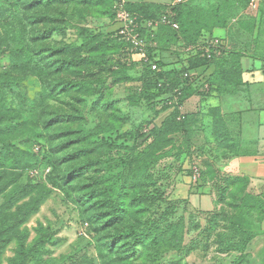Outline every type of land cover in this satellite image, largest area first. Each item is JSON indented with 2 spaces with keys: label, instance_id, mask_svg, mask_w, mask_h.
I'll use <instances>...</instances> for the list:
<instances>
[{
  "label": "trees",
  "instance_id": "trees-1",
  "mask_svg": "<svg viewBox=\"0 0 264 264\" xmlns=\"http://www.w3.org/2000/svg\"><path fill=\"white\" fill-rule=\"evenodd\" d=\"M112 3L113 0H0V57L9 59V66L0 70V264H3L6 250L13 242L17 243V254L10 259V264H28L40 252L41 239L47 236L41 234L35 244L28 245L30 231L25 225L53 193L48 185L76 199L73 202L82 223L89 227L100 264H183L181 255L189 252L183 219L160 225V221H147L145 217L156 205L159 190L152 171L167 155L168 134L170 130L188 133L194 116H181L179 107L174 106L160 128L144 132L141 126L113 139L118 127L110 122H100L92 132L85 131L83 107L75 105L84 103L86 97L96 93L90 80L97 75L103 78L102 71L113 77V83L118 79H129L127 64L119 71L112 63L127 61L126 54L122 57L119 50L135 55L118 37L117 29L115 36L93 34L82 20L76 22L68 18L65 6L75 4L88 9L97 8L106 15ZM127 9L147 20L159 18L168 6L127 3ZM73 25L79 28L81 46L54 39L58 31ZM163 31L175 32L162 26L156 34L159 58L157 55L152 58L160 70L152 71L139 60L153 81L148 84L151 96L145 90V97L166 103L174 101L176 89L181 88L178 103L183 105L186 84L195 91L203 87L184 78V73L198 71L203 76L200 70L212 67L216 71L226 53L221 58L210 60L191 58L181 69L168 70L162 58ZM176 35L170 41L179 40L180 35L178 38ZM182 39L185 44L192 45L199 41V36L187 38L184 35ZM94 69H98L97 74L91 72ZM209 79L206 80L211 87ZM57 95H75L74 101L69 103V110H56L51 105ZM177 119L182 121L177 122ZM49 136L53 142L51 158H47L44 167H52L48 182L23 180L25 169L34 166L27 159L37 160L39 155L45 154L49 147L42 140ZM151 136H154V141L140 149L143 141ZM57 137L62 139L59 145L55 143ZM118 140H123V144H118ZM129 141L134 142L133 146ZM74 145L78 148L74 154H69L68 150ZM88 155L93 157L67 166ZM92 165L100 167L99 172L104 171V174L93 177L88 185L80 183L78 180L83 177L84 169ZM37 169L39 167L32 172L38 171L37 177H41ZM73 192L77 197L74 198ZM220 197V201L215 198L216 207L224 203L231 214L239 215L231 218L230 231L239 229L237 234L245 237L243 242H223L226 251L239 254L233 264H251L247 244L254 237V232L249 221L242 222V215L247 218L259 210L264 220V195L249 194L241 185L230 198H226L225 193ZM238 197H242L239 202ZM167 255L169 260H165Z\"/></svg>",
  "mask_w": 264,
  "mask_h": 264
},
{
  "label": "rangeland",
  "instance_id": "rangeland-1",
  "mask_svg": "<svg viewBox=\"0 0 264 264\" xmlns=\"http://www.w3.org/2000/svg\"><path fill=\"white\" fill-rule=\"evenodd\" d=\"M189 1L186 0L183 6L181 5L176 10L179 20L181 15L185 16L188 12L187 3ZM216 1L199 0L204 6L218 4ZM117 2L118 0H113L110 12L106 15L100 13L97 8L88 9L86 6L75 4L66 5L65 9L68 10L66 16L76 22L82 20L93 34L113 36L117 29ZM240 14H245L244 20L255 21L256 24L251 22L246 26L249 31L257 26L261 18L263 21L261 28L264 34V2L252 0L250 4L243 7V10L239 8L237 17ZM195 18L189 16L188 22L182 24L183 28L176 33L166 31L161 33L162 58L168 70H178L188 64L187 56L179 45L181 37L179 40L174 39L176 41L170 42V40L174 34H177V38L181 34L187 38L196 37L194 25L190 24L196 21ZM54 39L58 42L82 45L80 31L76 25L58 31ZM239 41L240 45H228L225 58L216 71L208 68L203 73V70H200L205 79L210 78L209 82L212 83L208 92L202 91L201 88L195 91L186 84L185 99L179 113L181 116H194L192 125L188 133L186 131L171 132L170 130L169 145L165 149L167 155L153 167L152 173L159 193L156 195V205L150 209L145 219L160 221V225L166 224V221L176 222L182 219L185 221V244L187 248L189 247V252L185 251L181 255L183 264H233L239 254L226 251L225 243L245 241L244 236L237 234L239 229L230 231L231 218L239 215L231 214L230 208L224 203L211 211L194 208L184 194L186 186L191 189L196 188L193 193L209 194L219 201L223 193L226 198H230L241 185L249 194L264 195V192L249 177L239 173L237 158L249 155L250 151L245 150L242 145V127L237 121L238 116L233 111V106L229 104V101L233 102L232 100L235 99L240 103L249 94L250 90L243 81L245 73L243 60L256 52L264 54V37L256 39L254 34L249 33L246 40ZM119 55L127 56V61L122 60L120 64L113 62L112 66L122 71L123 65L127 64L129 79H118L113 83V77L102 71L103 78L97 75L90 80L93 82L96 93L86 97L84 103L73 102L83 107L85 131L92 132L101 124L100 122H110L118 127L113 139H116L119 134L132 132L141 126L144 127V132L160 128L174 110L173 100L165 103L151 101L145 97V90L151 96L152 90L150 91L148 84L153 81L149 73L140 65L139 58L128 55L123 49L119 50ZM8 66L9 59L1 56L0 70ZM91 72L97 74L98 69ZM28 84H31V81ZM73 97L57 95L51 105L56 110L67 111L71 108L69 103L74 101ZM216 99L225 100V102L219 105L215 102ZM185 102H187V109L184 106ZM243 105L244 103L239 104L241 108ZM179 121L182 120L177 119V122ZM49 138L52 137L49 136L42 140L49 147L48 150L45 149V154L39 155L37 160L27 159V162L34 166L25 169L23 180L29 178L35 183L48 182L52 167H44L45 162L51 158L53 142ZM118 141V144H123V140ZM153 141L154 136L148 137L139 148L143 149ZM61 142L62 139L57 137L55 143L59 145ZM133 143L129 141L130 146H133ZM77 148L78 145L72 146L68 153L74 154ZM24 149H22L23 153ZM92 157L93 155L91 157L88 155L76 163L75 161L68 163L67 166H73ZM37 166L39 167L37 170L42 174L41 177H37L38 171L32 172L33 169L38 168ZM99 170H101L100 167L95 165L87 166L83 177L78 181L88 185L94 179L93 177L104 174V171L99 172ZM194 175L197 177L195 182H193ZM243 178L245 180L241 183ZM48 187L53 190V193L41 206L39 212L25 225L30 231L28 245L35 244L41 238V234L47 236L42 237L40 252L28 264H100L96 245L89 234V227L82 223L78 208L73 202L76 199H72L65 191L54 189L52 185ZM73 196L75 198L77 194L73 192ZM241 198L238 197V202ZM260 216L259 210L253 211L247 218L242 215V222L249 221L252 226L250 229L254 232V237L247 244L251 264H264V220ZM191 244L194 247L191 248ZM16 250L17 243L13 242L6 250L3 264L11 263L10 259L16 257ZM165 260H169V255L165 257Z\"/></svg>",
  "mask_w": 264,
  "mask_h": 264
},
{
  "label": "crops",
  "instance_id": "crops-1",
  "mask_svg": "<svg viewBox=\"0 0 264 264\" xmlns=\"http://www.w3.org/2000/svg\"><path fill=\"white\" fill-rule=\"evenodd\" d=\"M126 1L131 5L168 6L170 4V0ZM251 1L217 0L218 4H207L204 6L199 0H190L187 3L188 12L185 16H180L181 24L177 11H173V13L176 21L179 23V30L183 28L182 24L188 22L187 18L189 16L196 17V21L190 24L194 25L193 28H195V33L199 36V40L204 38H220L225 45L226 53L228 45H240L239 40H246L249 33L254 34L256 39L264 37L261 28V24L263 23L261 18L257 26H253L254 29L250 30V32L246 26L255 21L244 20L245 14H240L237 17L239 8L243 10V7L250 4ZM260 2L263 3L264 0H260ZM180 7H177V9ZM179 30L174 31L178 32ZM180 37L179 45L181 47L184 42L182 36ZM243 65L245 67L243 81L250 92L246 99L240 102L244 103L242 108L236 99L232 100L233 102L229 101V104L233 106V111L238 116L237 121L240 122L242 127V145L245 150L250 151V154L238 157L237 165L239 173L249 177L264 192V54L256 52L255 54L248 55L244 58ZM211 69V71L214 70L213 67ZM198 99L200 98L198 97ZM189 101L187 102L189 103ZM187 102L184 105L186 109ZM215 102L221 105L225 100L216 99ZM184 194L194 208L204 211H211L216 208L215 199L212 195L193 193V190L189 186H186Z\"/></svg>",
  "mask_w": 264,
  "mask_h": 264
},
{
  "label": "built area",
  "instance_id": "built-area-1",
  "mask_svg": "<svg viewBox=\"0 0 264 264\" xmlns=\"http://www.w3.org/2000/svg\"><path fill=\"white\" fill-rule=\"evenodd\" d=\"M185 2L186 0H170L168 10L164 14L157 19L147 20L140 19L137 14L130 12L127 9L126 0H118L116 4L118 37L128 45V50L137 56L143 64L149 66L152 71L157 72L160 70L159 64L152 58L154 55L159 58V48L156 41L158 29L163 26L176 31L179 30L180 26L175 19L173 9ZM181 48L187 56V60L196 57L210 60L221 58L225 54V45L220 38H204L192 45L182 43ZM184 78L191 80L196 85L203 86L201 89L204 92H208L210 88L207 80L198 71L185 72ZM175 92V102L173 101V103L181 110L182 106L178 103L181 88L176 89ZM196 179L197 177L194 175L193 182Z\"/></svg>",
  "mask_w": 264,
  "mask_h": 264
}]
</instances>
